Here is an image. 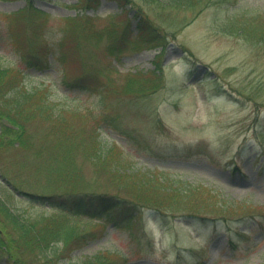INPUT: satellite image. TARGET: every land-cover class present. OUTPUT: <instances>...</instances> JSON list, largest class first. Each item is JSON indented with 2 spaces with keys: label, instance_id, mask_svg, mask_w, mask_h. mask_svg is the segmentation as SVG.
<instances>
[{
  "label": "rangeland",
  "instance_id": "obj_1",
  "mask_svg": "<svg viewBox=\"0 0 264 264\" xmlns=\"http://www.w3.org/2000/svg\"><path fill=\"white\" fill-rule=\"evenodd\" d=\"M30 1L51 14L47 26V34L51 35L46 39L50 44L59 38L71 41L74 32L63 18L80 14L95 17L96 25L101 27L110 24L104 16L115 21L118 28L130 19L128 29L132 35L137 34L138 19L128 4L120 7L113 0H99L85 7L83 0ZM136 1L146 12L142 18L145 22L140 20L144 26L153 27L154 34L140 31L146 46L132 50L130 46L135 43L125 42L115 56H105V38L94 40V65L113 66L122 72L121 78L127 75L130 80L138 72L151 74L160 67L157 72L161 86L142 94L138 103L126 97L111 101L108 114L123 111L126 134L103 124L102 141L122 147L135 168H154L203 184L225 200L250 202L263 214L255 220L231 217L226 224L220 217L211 222L142 207L128 230L117 228L112 217H105L104 229L94 225L101 220L92 218L79 224L98 230L97 235L70 254H62L57 264L79 262L103 251L116 252L120 264H264V45L258 38L243 34L240 23V16L248 12L263 14L251 21L253 25L263 24L264 0H205L203 7L192 10L170 4L159 6V0ZM26 3L0 0L1 23L14 19L6 13ZM32 20L36 23L41 18L35 14ZM160 34L168 36L165 42ZM10 64L24 66L6 40L0 45V65ZM65 66L69 68L68 61ZM25 74L27 86L42 82L52 100L94 112L100 109L94 95L61 83L52 65L44 70L27 68ZM28 131L35 134V141L44 139V126L38 120L28 124ZM8 136L4 135L5 139ZM3 154H7L5 160L14 170L20 150L0 149V161ZM78 161L83 163L81 157ZM84 173L85 179H96L101 185L108 178L103 172L92 174L90 164ZM19 176L26 177L24 173ZM5 181L0 175V199L5 200L9 211L28 218L52 213L47 205L43 209L39 203L28 201ZM104 186L101 189L116 191L109 181ZM231 237L246 241L233 247L229 245ZM0 264H5L4 260Z\"/></svg>",
  "mask_w": 264,
  "mask_h": 264
},
{
  "label": "trees",
  "instance_id": "obj_2",
  "mask_svg": "<svg viewBox=\"0 0 264 264\" xmlns=\"http://www.w3.org/2000/svg\"><path fill=\"white\" fill-rule=\"evenodd\" d=\"M83 1L85 5L87 2H95ZM115 1L119 6L129 4L134 9V17H146L142 5L136 0ZM205 3V0H159L158 5L170 4L192 10L203 7ZM14 14L16 15L12 21L24 17L26 13L20 9ZM262 15L243 12L240 23L243 34H248V37L252 36L255 40L258 38L264 45V22L257 25L251 22ZM142 20L138 26L149 30L148 34H154L153 27L144 26ZM16 22L9 19L5 24L6 31L10 32L5 34L6 38L24 35L14 33V29L20 33L16 29ZM147 24L150 25L148 22ZM80 26L81 20L74 22L76 30ZM94 26L91 23V27ZM3 27L4 24L0 25V39ZM102 28L115 43L118 37L116 28L112 24ZM72 31L74 34L71 37L74 39L76 33ZM89 33L90 31L86 32ZM115 36L117 37L114 38ZM160 36L164 38L166 35ZM115 46L116 48L110 46L112 54L120 49L116 43ZM29 48L30 54L39 50L36 46L29 45ZM27 63L39 64L37 59L28 60ZM157 69L160 70V67ZM157 69L151 74L138 72L135 79L131 80L127 75L119 78V74L110 68L106 72L104 68L97 71L95 82L89 90L100 98L102 104L94 112L92 109L80 111L65 108L58 102L49 100V93L44 87H28L22 71L0 66V149L15 147L20 150L14 170H11L5 160L7 154H3L0 173L28 201L39 203L43 209L47 205V209L52 211L50 214L28 218L18 212L9 211L5 200L1 198L0 261L4 260L5 264H57L62 254H70L97 235L98 230L85 228L79 222L106 216L116 220L118 228L128 230L138 216V208L142 207L154 211H168L180 218L201 220L220 217L227 221L236 216L255 220L257 215L263 214L256 205L225 200L219 192L203 184L172 177L166 171L135 168L132 158L123 148L117 145L108 146L102 141L100 131L103 124L113 127L121 134L126 133L122 123L125 114L123 111L120 114H108L109 103L122 97H126V100L132 98L138 103L143 98L142 94L154 92L161 86ZM64 76L65 73L62 80L65 79ZM79 77H83V72H80ZM33 120H38L44 126V139L40 142L35 141V134L28 131V124ZM4 135L9 136L5 139ZM78 157L82 158L83 163L78 161ZM88 164L92 166V174H107L108 178L102 185L109 181L116 191H106L105 186L101 189V182L96 179L93 182L85 179L84 171ZM19 173H24L27 178H21ZM89 179L94 178L89 176ZM104 219L99 225L106 223L107 220ZM230 241L235 243L233 238ZM58 243L60 246H57ZM115 256L116 252L103 251L69 264H120Z\"/></svg>",
  "mask_w": 264,
  "mask_h": 264
}]
</instances>
